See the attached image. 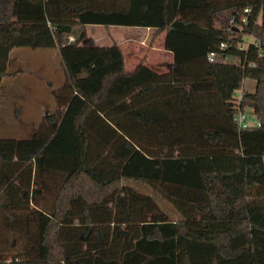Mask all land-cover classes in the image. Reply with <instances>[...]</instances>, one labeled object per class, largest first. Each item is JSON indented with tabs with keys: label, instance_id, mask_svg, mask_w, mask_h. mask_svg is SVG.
<instances>
[{
	"label": "trees",
	"instance_id": "trees-1",
	"mask_svg": "<svg viewBox=\"0 0 264 264\" xmlns=\"http://www.w3.org/2000/svg\"><path fill=\"white\" fill-rule=\"evenodd\" d=\"M88 25L164 34L172 63L126 70ZM18 47L56 48L65 80L44 126L0 137L21 248L0 264H264V0H0V85Z\"/></svg>",
	"mask_w": 264,
	"mask_h": 264
},
{
	"label": "rangeland",
	"instance_id": "rangeland-1",
	"mask_svg": "<svg viewBox=\"0 0 264 264\" xmlns=\"http://www.w3.org/2000/svg\"><path fill=\"white\" fill-rule=\"evenodd\" d=\"M214 24L228 27L231 19L227 14L217 15ZM86 31L88 37L96 39L94 42L98 44L111 45L116 42L124 50L125 68L128 69L140 61L153 64L156 58L151 50H157L163 45L158 37L151 38L152 29L147 31L133 26L88 25ZM54 51L53 48L18 47L10 54L8 71L12 75L4 77L0 85V137L27 138L46 124L47 114H55L58 105L53 96L55 97V90L63 82L64 73L59 56ZM130 51L138 56L137 61L135 57H130L133 56ZM254 86L253 79H243L242 89L245 91H253ZM242 89L236 90L235 94H240ZM246 111L249 115V109ZM141 189L147 192L148 186L143 185ZM44 202L49 204L50 200L46 199ZM17 236L10 225H1L0 255L10 259L20 252V239ZM22 242L24 243L23 240Z\"/></svg>",
	"mask_w": 264,
	"mask_h": 264
},
{
	"label": "built area",
	"instance_id": "built-area-1",
	"mask_svg": "<svg viewBox=\"0 0 264 264\" xmlns=\"http://www.w3.org/2000/svg\"><path fill=\"white\" fill-rule=\"evenodd\" d=\"M248 9H244V12H247ZM244 22L245 21V16H242L241 17V22ZM236 26V23L233 22V20L231 19V25H229L227 28L229 27H234ZM225 47V43H220V46L219 48H223ZM228 56L226 55H218L215 51H210L208 54H207V60L209 62H214V61H228ZM241 90V89H240ZM241 91H240V94L236 95L235 96V102L238 103L240 101V98H241ZM249 111L251 112L252 109L250 108ZM249 115L251 117H249ZM249 115L246 113V111H241V110H238L235 115H234V120L235 122L237 123L239 129H245V128H248L250 126H259L260 123L259 121L254 117L252 116L250 113Z\"/></svg>",
	"mask_w": 264,
	"mask_h": 264
},
{
	"label": "crops",
	"instance_id": "crops-1",
	"mask_svg": "<svg viewBox=\"0 0 264 264\" xmlns=\"http://www.w3.org/2000/svg\"><path fill=\"white\" fill-rule=\"evenodd\" d=\"M145 29H147V31L148 30H150L149 28H145ZM88 35V34H87ZM158 39H160V40H164V34H161L159 37H158ZM94 40H96V39H94ZM120 47V46H119ZM16 48H13L12 50H11V52H10V54L12 53V51L13 50H15ZM55 51L53 52L55 55H58V53H57V49L56 48H53ZM121 50H122V48H121ZM153 53L152 54H154L155 55V58L156 59H154L155 60V62L152 64V63H148V62H146V61H140L139 63H143V64H145L146 66H148V67H150L152 70H155V71H157V72H164V71H167L168 69H169V67H170V65H171V63H172V53L171 52H169V51H167V50H165L164 48H163V45H161V48H157V50H151ZM122 52H123V56H124V62L126 61V56H125V53H124V50H122ZM129 54V53H128ZM130 55H133V56H130V57H135L134 59H135V61H137L139 58H138V56L135 54V53H133V51H130ZM130 59H132V58H130ZM59 60H60V58H59ZM61 63V62H60ZM138 63V64H139ZM137 64V65H138ZM137 65H135L134 67H132L131 69H133V68H135ZM131 69H128V68H126V70H131ZM64 73V72H63ZM63 81L65 80V75L63 76ZM63 82H61L60 84H62ZM59 84V85H60ZM53 96V95H52ZM55 97L53 96V99H54Z\"/></svg>",
	"mask_w": 264,
	"mask_h": 264
}]
</instances>
